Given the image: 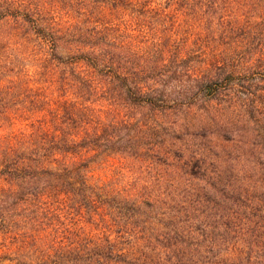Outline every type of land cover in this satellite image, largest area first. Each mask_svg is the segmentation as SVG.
Instances as JSON below:
<instances>
[{"label": "clouds", "instance_id": "clouds-1", "mask_svg": "<svg viewBox=\"0 0 264 264\" xmlns=\"http://www.w3.org/2000/svg\"><path fill=\"white\" fill-rule=\"evenodd\" d=\"M0 264H264V0H0Z\"/></svg>", "mask_w": 264, "mask_h": 264}]
</instances>
